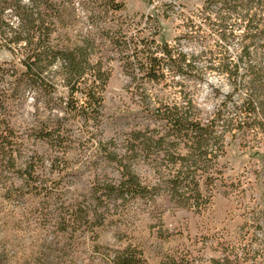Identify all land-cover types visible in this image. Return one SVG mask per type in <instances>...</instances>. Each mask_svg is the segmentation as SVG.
<instances>
[{
    "label": "trees",
    "instance_id": "obj_1",
    "mask_svg": "<svg viewBox=\"0 0 264 264\" xmlns=\"http://www.w3.org/2000/svg\"><path fill=\"white\" fill-rule=\"evenodd\" d=\"M216 2L218 21L204 19L211 30L219 32L220 40L234 37L228 24L231 15L242 21L243 72L239 73V65L229 59L218 65L209 61V69L228 74L230 92L213 115L203 120L186 85L189 80L199 79L175 80L164 73L166 70L184 75L197 71L198 57L165 41L157 42V21L152 18L147 19L154 27L149 37L138 42L127 37L122 23L115 19V13L124 9L123 0H0V48L16 58L10 69L0 65V82L6 75L11 77L12 93L19 97L27 90L34 103L32 124L25 128L24 135L20 136L9 122H0V187L5 193L14 183L5 180L4 172L15 167L19 145L24 140L36 139L53 146L70 136L69 121L77 120L83 127L101 123L103 93L110 77L103 55L111 47L121 54L134 96L149 123L126 132L121 149L115 147L113 139L102 143L100 151L115 165L118 176L97 181L91 203H68L56 221L58 231H92L103 224V215L109 212L111 204L123 206L136 199L154 201L162 196L179 208L205 210L211 193L206 194L202 188L211 187L222 174L219 158L225 155L226 133L238 128L243 134L252 129L264 134V0H206L203 13L209 14ZM80 20L84 30L71 35L67 28ZM185 27L194 26L189 21ZM146 84L169 90L153 99ZM59 86L65 88V93H59ZM239 90L244 91V97L235 105L234 114L226 117V104ZM111 144L113 148L109 147ZM30 159L21 168L19 178L23 183L19 189L31 188L36 183L30 181L35 172ZM138 161L150 168L151 181L140 176ZM40 184L36 183L34 188ZM249 246L243 242L239 246L225 245L221 256L208 262L263 264L256 262ZM98 252L103 261L100 264H149L142 251L130 243ZM159 264L194 263L166 253Z\"/></svg>",
    "mask_w": 264,
    "mask_h": 264
},
{
    "label": "rangeland",
    "instance_id": "obj_2",
    "mask_svg": "<svg viewBox=\"0 0 264 264\" xmlns=\"http://www.w3.org/2000/svg\"><path fill=\"white\" fill-rule=\"evenodd\" d=\"M205 1L123 0L124 9L115 13V19L134 42L154 33V27L147 22L152 18L157 21V42L165 41L198 57L197 71L184 75L166 70L164 73L175 80L199 79L189 80L186 85L203 120L213 115L230 92L228 74L209 69V61L218 65L229 59L239 65V73L243 72L242 21L231 15L228 24L234 37L220 40L219 32L211 30L204 19L218 21L219 2L206 14L202 10ZM81 21L67 28L71 35L84 30ZM189 21L192 29L185 27ZM103 57L110 77L103 93L101 123L83 127L77 120L69 121L70 136L53 146L36 139L24 140L19 145L15 167L4 172L5 180L14 185L6 193L0 187V264H100L103 261L98 251L128 243L141 250L149 264H159L166 253L194 264H209V259L221 256L225 245L239 246L240 242L250 245L253 258L264 264V134L257 129L243 134L233 128L226 133L225 155L219 158L222 174L211 187L202 188L206 194L211 193L205 210L179 208L162 196L154 201L136 199L123 206L111 204L103 215V224L92 231H58L56 221L68 203H91L97 181L117 178L115 165L100 151L102 143L113 139L115 147L121 149L126 132L149 123L134 96L121 54L108 47ZM15 62L10 51L0 48L1 66L10 69ZM16 67L22 69L20 65ZM11 82L7 75L0 82V122H9L21 136L32 124L34 103L27 90L19 97L12 93ZM145 88L153 99L169 90L152 84ZM58 91L63 94L65 88L59 86ZM243 97V90L233 93L225 107L226 117L234 114L235 105ZM109 147L113 148L112 144ZM29 159L35 166L30 181L41 184L19 189L23 183L19 178L21 168ZM137 170L143 180H152V172L144 162L138 161ZM96 245L102 250H97Z\"/></svg>",
    "mask_w": 264,
    "mask_h": 264
}]
</instances>
